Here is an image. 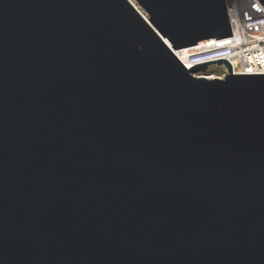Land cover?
I'll use <instances>...</instances> for the list:
<instances>
[{
    "label": "water",
    "instance_id": "95a60500",
    "mask_svg": "<svg viewBox=\"0 0 264 264\" xmlns=\"http://www.w3.org/2000/svg\"><path fill=\"white\" fill-rule=\"evenodd\" d=\"M230 36L227 0H0V264H264V74L173 51Z\"/></svg>",
    "mask_w": 264,
    "mask_h": 264
},
{
    "label": "built area",
    "instance_id": "2783aa9c",
    "mask_svg": "<svg viewBox=\"0 0 264 264\" xmlns=\"http://www.w3.org/2000/svg\"><path fill=\"white\" fill-rule=\"evenodd\" d=\"M232 36L173 50L187 67L218 59L232 65L233 74H264V5L259 0H227ZM225 63L212 62L202 70L206 78H224Z\"/></svg>",
    "mask_w": 264,
    "mask_h": 264
}]
</instances>
